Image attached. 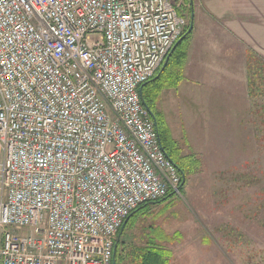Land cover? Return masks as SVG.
<instances>
[{"label":"built area","instance_id":"2783aa9c","mask_svg":"<svg viewBox=\"0 0 264 264\" xmlns=\"http://www.w3.org/2000/svg\"><path fill=\"white\" fill-rule=\"evenodd\" d=\"M172 0H0V264H114L136 207L180 195L140 85Z\"/></svg>","mask_w":264,"mask_h":264},{"label":"rangeland","instance_id":"374dc122","mask_svg":"<svg viewBox=\"0 0 264 264\" xmlns=\"http://www.w3.org/2000/svg\"><path fill=\"white\" fill-rule=\"evenodd\" d=\"M172 1L188 26L192 0ZM189 41L190 36L183 49ZM252 53L259 57L257 50ZM167 89L160 91L156 109L182 153L199 159V168L186 178L180 195L133 214L119 238L122 255L152 238L171 251L170 264H264V80H255L253 95L248 86L246 98L240 94L239 125L224 120V134L214 136L199 135L207 122L198 107L197 125L183 127V106L176 110L178 98ZM236 144L243 155H234Z\"/></svg>","mask_w":264,"mask_h":264},{"label":"crops","instance_id":"0c3cea01","mask_svg":"<svg viewBox=\"0 0 264 264\" xmlns=\"http://www.w3.org/2000/svg\"><path fill=\"white\" fill-rule=\"evenodd\" d=\"M192 4L193 27L183 77L167 90L178 98L176 110L183 106V127L197 125L193 121L198 107L206 112L201 118L207 122L206 127L200 125L199 135H222L224 120L239 125L236 111H240V94L244 98L247 94L248 53L257 50L264 60V0H192ZM217 117L220 124L214 120ZM208 127V132L203 131ZM234 150V155H243L239 144Z\"/></svg>","mask_w":264,"mask_h":264},{"label":"trees","instance_id":"16d2710c","mask_svg":"<svg viewBox=\"0 0 264 264\" xmlns=\"http://www.w3.org/2000/svg\"><path fill=\"white\" fill-rule=\"evenodd\" d=\"M188 27L189 24L183 29L178 39L180 40V42L176 45L174 51L169 56L166 66L161 69L163 62L165 61L168 54L165 56L164 60L162 61L154 75L140 85L142 86L140 99L142 104L145 105L155 117L154 125L158 134L160 146L167 158L171 160L180 174V189L185 184V181L184 183H182V176L186 180V178L191 173L195 172V170L199 168L200 161L199 159L195 158L194 154L182 153V149L178 145L176 139H174L171 135L170 129L164 117L156 108L160 91L165 88H175L182 80L183 64L186 56V48L183 49L182 45L188 39L192 32L191 31L190 33H187ZM246 63L247 86L249 89L248 94L253 95V90L255 91V80H264V60L259 58L257 55H254L252 52H249L247 55ZM172 195L174 194L168 193L165 197L157 201L147 202L139 205L126 217L128 218L127 223L129 222L133 214H135L143 206L161 202ZM121 227L122 224L117 231L115 240L116 249L114 253V264H170L171 251L166 249L165 247L157 245L152 238H148V241L144 245H132L131 252H129L125 256L122 255V253H124V250L122 249V247H119L121 244L119 238L122 235L125 227L123 228V230L121 229ZM165 238L166 236L164 237V239Z\"/></svg>","mask_w":264,"mask_h":264},{"label":"water","instance_id":"95a60500","mask_svg":"<svg viewBox=\"0 0 264 264\" xmlns=\"http://www.w3.org/2000/svg\"><path fill=\"white\" fill-rule=\"evenodd\" d=\"M192 18H193V16L190 17V23H189V27H188L187 33H190V32L192 31V27H193V21H192ZM179 42H180V40H178V41L174 44V46L171 48V50L169 51V53H168V55H167L165 61L163 62V65H162L161 69H163V68L166 66L169 56H170L171 53L174 51L176 45H177ZM141 91H142V86H140V88H139V94H140V95H141ZM144 107L148 110V112H149V114H150L152 120H153L154 123H155V117L153 116V114L149 111V109H148L145 105H144ZM184 181H185V179H184V177L182 176V183H184ZM127 221H128V218H126V219L124 220V222H123V224H122V227H121L122 230H123V228L125 227ZM115 249H116V245H114V252H115Z\"/></svg>","mask_w":264,"mask_h":264}]
</instances>
